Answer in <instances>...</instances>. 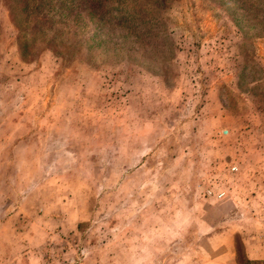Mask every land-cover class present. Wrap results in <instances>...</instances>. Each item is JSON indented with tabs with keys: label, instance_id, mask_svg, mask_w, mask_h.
<instances>
[{
	"label": "rangeland",
	"instance_id": "1",
	"mask_svg": "<svg viewBox=\"0 0 264 264\" xmlns=\"http://www.w3.org/2000/svg\"><path fill=\"white\" fill-rule=\"evenodd\" d=\"M260 239L264 0H0V264H260Z\"/></svg>",
	"mask_w": 264,
	"mask_h": 264
},
{
	"label": "built area",
	"instance_id": "2",
	"mask_svg": "<svg viewBox=\"0 0 264 264\" xmlns=\"http://www.w3.org/2000/svg\"><path fill=\"white\" fill-rule=\"evenodd\" d=\"M235 170H236V167H235V166L230 167V171H231V172H234ZM223 195H224V193H223L222 191H219V192H217V193L214 195V198H215V199H220ZM262 264H264V260H263V263H262Z\"/></svg>",
	"mask_w": 264,
	"mask_h": 264
},
{
	"label": "crops",
	"instance_id": "3",
	"mask_svg": "<svg viewBox=\"0 0 264 264\" xmlns=\"http://www.w3.org/2000/svg\"><path fill=\"white\" fill-rule=\"evenodd\" d=\"M258 243H262V245H264V240H261V239H260V241H258ZM260 254H262V256H264V250L259 251V255H260ZM262 256H259V257H262ZM251 259H252V258H251ZM254 259H259V258H254ZM262 260H264V257H263Z\"/></svg>",
	"mask_w": 264,
	"mask_h": 264
},
{
	"label": "trees",
	"instance_id": "4",
	"mask_svg": "<svg viewBox=\"0 0 264 264\" xmlns=\"http://www.w3.org/2000/svg\"><path fill=\"white\" fill-rule=\"evenodd\" d=\"M39 6H41V4H37V6L36 7H38L39 8ZM263 263V261L260 263V264H262ZM259 264V263H258Z\"/></svg>",
	"mask_w": 264,
	"mask_h": 264
}]
</instances>
